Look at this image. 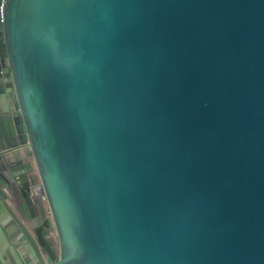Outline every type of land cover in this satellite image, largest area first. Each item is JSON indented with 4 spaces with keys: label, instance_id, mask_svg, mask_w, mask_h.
Segmentation results:
<instances>
[{
    "label": "water",
    "instance_id": "obj_1",
    "mask_svg": "<svg viewBox=\"0 0 264 264\" xmlns=\"http://www.w3.org/2000/svg\"><path fill=\"white\" fill-rule=\"evenodd\" d=\"M0 264H264V0H0Z\"/></svg>",
    "mask_w": 264,
    "mask_h": 264
},
{
    "label": "flooded vegetation",
    "instance_id": "obj_2",
    "mask_svg": "<svg viewBox=\"0 0 264 264\" xmlns=\"http://www.w3.org/2000/svg\"><path fill=\"white\" fill-rule=\"evenodd\" d=\"M2 84H5L4 86H6V83L3 79V77L1 78ZM10 113L13 115V111H10ZM25 163L27 165V169H20L21 170V175H22V183H20V185L23 187L22 189L19 188L16 184L8 182V180L6 178H1V181L4 182L5 184V188L8 189V193H10L11 195V199L10 202L11 204L16 207L17 204L18 206H21L24 210H27L26 208V204L25 201L23 200V195L22 192L23 190L27 191L28 195H31L35 208L37 210V213L40 215L42 221L44 222L46 219L50 218V214H49V210H48V205L47 203H45L44 201V197L42 192L37 188V184H33L32 181V176L30 175V171H29V166L31 165V160H29L28 158L25 159ZM37 181V178H35ZM28 180V181H27ZM6 189V190H7ZM29 189V190H28ZM30 193V194H29ZM22 208H18L19 210H22ZM16 209V208H15ZM48 233L50 234L51 239L57 243V235L56 232L54 231V229H49Z\"/></svg>",
    "mask_w": 264,
    "mask_h": 264
},
{
    "label": "crops",
    "instance_id": "obj_3",
    "mask_svg": "<svg viewBox=\"0 0 264 264\" xmlns=\"http://www.w3.org/2000/svg\"><path fill=\"white\" fill-rule=\"evenodd\" d=\"M41 215V214H40ZM42 217V216H41ZM55 244H58V242L57 243H55Z\"/></svg>",
    "mask_w": 264,
    "mask_h": 264
}]
</instances>
